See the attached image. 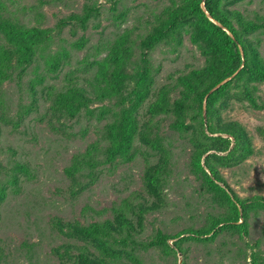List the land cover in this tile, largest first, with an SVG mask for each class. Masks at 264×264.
<instances>
[{
	"label": "trees",
	"instance_id": "1",
	"mask_svg": "<svg viewBox=\"0 0 264 264\" xmlns=\"http://www.w3.org/2000/svg\"><path fill=\"white\" fill-rule=\"evenodd\" d=\"M106 1L112 6L116 3V0ZM165 1L167 4L153 15L151 29L139 39V55L144 56V51H150L159 44L174 53L186 37L202 58L201 66L185 68L178 72L171 85L164 84L151 92L152 76L146 59H140L141 70L132 71L130 76L126 73L133 47L129 46L127 34L122 33L108 44V53L96 62L93 80L87 81L88 89L66 83L47 95L39 90L40 95H46L50 102L48 118L71 120L79 117L82 111L88 121L105 120L98 135L103 143L97 150L96 144H90L84 153L73 155L71 165L65 170L67 174L78 173L86 177L88 182L85 185L95 178L97 166L129 161L134 153V137L156 153L153 162L147 161L151 153H146L141 176L143 191L151 200L149 205L139 194L141 201L136 204L123 199L117 206H112L110 219L87 225L75 221L56 222L63 235L80 242L78 247L62 246V253L54 249L58 264H141L137 253L150 248H155L162 257L170 255L174 259L172 264H176V255L181 258L179 264H186L188 247L184 246L185 243L213 241L220 235L221 246L236 247L232 238L246 235L245 221L249 213L264 205L259 196L237 198L218 171L242 162L253 152L245 128L224 119L221 112L234 101L264 110V104L256 96L257 85L264 82V58L258 50L260 40L257 37L258 34L264 36V16L254 21L245 19L233 8L243 0ZM95 3V0H85L79 13L60 19L54 28H40L24 25L14 12L9 11L7 5L16 6L18 0H0V36L5 42V47L0 46V82L8 78L11 71H16L19 77L27 68L32 69L34 78V83L28 88L29 103L21 109L22 115L29 114L37 105L33 86L43 82L42 75L37 74L40 59L43 71L53 76L67 60L66 50L46 49L51 34L72 23L83 29L91 17L99 14ZM28 9L37 21L38 7ZM255 32L258 34L253 35ZM71 48L81 50L83 39L72 43ZM126 79L132 83L127 96L122 93ZM98 84L102 87L97 89ZM174 91L177 97L170 99L169 94ZM146 99L148 101L141 112ZM103 100H114L115 104L89 108ZM158 114L170 116L168 128L177 132L190 146L187 170L198 181L195 189L198 197L213 209L223 211L216 215L208 214L198 229L188 227L173 235L157 230L149 241L144 242L137 239L143 215L158 208L161 186L167 183L171 173L166 167L168 151L159 144L161 139L156 134L153 139L149 138L150 118ZM138 115L146 120H141ZM10 169L12 174L7 182L11 185L16 184V174L27 172L26 166L20 163H13ZM3 196L4 188L0 187V201ZM70 250H74V254H70ZM235 251L238 255V248ZM244 264H264V257L257 249L249 253Z\"/></svg>",
	"mask_w": 264,
	"mask_h": 264
},
{
	"label": "rangeland",
	"instance_id": "2",
	"mask_svg": "<svg viewBox=\"0 0 264 264\" xmlns=\"http://www.w3.org/2000/svg\"><path fill=\"white\" fill-rule=\"evenodd\" d=\"M84 2L18 0V5H7V8L26 26L54 28L60 19L79 13ZM95 2L99 14L91 17L83 29L72 23L51 34L46 49H64L68 57L55 76L43 71L41 59L37 63V74L42 75L43 82L33 86L37 105L29 114L22 115V110L29 103V85L34 83L32 69L27 68L19 77L16 71H11L8 78L0 82V187L4 188L0 201V264H58L53 250L58 249L62 253V246L78 247L80 242L63 235L58 230L57 221L87 225L110 219V208L123 199L132 204L140 202V197L146 199V205L151 201L143 191L141 176L146 153H151L147 159L149 162L156 160V153L147 149L136 137L133 138L134 153L129 161L97 166L95 178L87 185L86 177L65 172L73 155L84 153L90 144H96L97 150L98 145L103 143L98 135L105 120L88 121L82 111L79 117L71 120L48 118L50 102L46 98L47 93L61 89L66 83L88 89L87 81L93 80L96 62L108 53V44L122 33L127 34L129 46L133 47L126 73L130 76L132 71L141 70L140 59H146L152 76L151 92L164 84L171 85L178 72L185 68L202 64V58L186 37L174 53L159 44L150 51H144V56L139 55V39L151 29L152 17L167 4L165 0H116L114 6L106 0ZM31 6L38 7L37 21L28 9ZM233 8L250 21L264 16V0H243ZM119 14L122 16L119 17ZM257 37L260 40L258 50L264 58V36L258 34ZM79 39H83V48L72 49V43ZM0 46L5 47L1 36ZM99 87L102 85L98 84L97 89ZM123 87L122 93L126 95L132 89L131 80L126 79ZM39 90L46 93L45 97L40 95ZM256 96L264 104V82L257 85ZM169 97L176 98V91L171 92ZM148 99L143 102L140 111ZM114 104V100H103L91 104L89 108L111 107ZM221 116L245 128L253 152L242 162L219 168V174L237 198L259 196L264 203V110L234 101L221 112ZM149 122V138L153 139L156 134L161 139L159 144L168 151L166 167L171 173L167 183L161 186L158 208L143 215L137 239L144 242L149 241L157 230L173 235L188 227L198 229L208 214L216 215L223 211L213 209L195 192L198 181L187 170L190 146L177 132L168 128L170 116L158 114ZM209 153L212 152L206 154ZM97 156L101 159L100 155ZM13 163L24 164L27 170L25 174H16L15 185L7 182ZM139 194L140 197L137 196ZM245 222L246 235L232 238L236 247L228 244L221 246L220 235L213 241L185 243L184 246L188 247L186 264H244L249 253L257 249L264 257V205L250 212ZM236 248L238 255L235 254ZM69 252L74 254V250ZM137 256L141 264H172L174 260L170 255L160 256L155 248L139 252ZM180 260V256L176 255V264Z\"/></svg>",
	"mask_w": 264,
	"mask_h": 264
}]
</instances>
